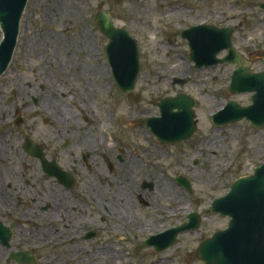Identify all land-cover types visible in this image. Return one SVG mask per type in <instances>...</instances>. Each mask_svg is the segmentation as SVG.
Here are the masks:
<instances>
[{"label":"flooded vegetation","instance_id":"af4514ba","mask_svg":"<svg viewBox=\"0 0 264 264\" xmlns=\"http://www.w3.org/2000/svg\"><path fill=\"white\" fill-rule=\"evenodd\" d=\"M94 30L82 59H72L68 44L64 59L54 45L43 46L47 58L29 43L17 45L20 57L0 78V89L15 84L18 91L0 105L1 264H167L160 256L177 251L184 235L197 245L189 253L198 260L199 244L214 235L204 225L216 215L215 199L199 205L194 177L182 174L181 151H170L192 141L196 121L189 140L167 143L152 136L146 120L137 123L139 115L120 116V97L134 90H119L108 41ZM249 46L237 52L243 67L259 74L264 54ZM10 74L16 83L6 80ZM226 93L227 102L236 101ZM184 226L195 229L180 233Z\"/></svg>","mask_w":264,"mask_h":264},{"label":"rangeland","instance_id":"374dc122","mask_svg":"<svg viewBox=\"0 0 264 264\" xmlns=\"http://www.w3.org/2000/svg\"><path fill=\"white\" fill-rule=\"evenodd\" d=\"M259 4H264V0H33L32 4H27L28 14L18 48L21 50L22 44L29 43L44 54V45H54L53 52L64 59L66 53L62 49L67 50L68 44L72 59L80 58L79 50L86 44L85 38L95 42L92 33L97 27L98 13L113 14L115 27L125 29L136 41L140 52V75L130 98L120 97L119 115L126 116L129 112L139 115L141 119L137 123L158 117L160 100L176 91L196 101L194 140L170 148V151H181L182 174L186 178L194 177L198 203L204 206L224 196L234 181L250 176L254 169L264 164V127L253 128L246 121L220 130L212 126L210 116L230 99L226 90L234 66L195 70L188 60L187 42L181 39L180 33L201 23L217 28L234 27L237 33L232 37V45L236 51L248 42L250 50L258 54L259 49L263 55L264 10L259 9ZM49 53L52 54V50ZM20 54L21 51H17L14 59ZM48 56L46 53L43 57ZM223 56L224 53L219 55L220 58ZM253 70H258V62ZM181 78L189 81L173 87L171 81ZM6 80L15 82L12 74ZM14 85L0 89L1 106L4 105L3 97H17ZM250 96L231 98L248 106ZM199 140H206L207 144H198ZM205 222L207 234H213L225 229L228 219L214 215ZM187 238L188 235L182 237L177 251L160 257L167 264H202L189 253L197 245L188 243Z\"/></svg>","mask_w":264,"mask_h":264},{"label":"water","instance_id":"95a60500","mask_svg":"<svg viewBox=\"0 0 264 264\" xmlns=\"http://www.w3.org/2000/svg\"><path fill=\"white\" fill-rule=\"evenodd\" d=\"M32 3L33 0H0V77L12 60L19 34L20 41L28 14L26 4ZM98 26L108 39L106 52L109 61L118 69L114 71L116 82L121 91L128 93L132 91L139 71L136 42L125 31L114 27L110 13L101 11L98 14ZM231 33V29L199 25L184 30L181 38L188 43L189 60L196 69L222 64L240 66L244 61L231 46ZM224 51L227 55L218 59L217 55ZM228 93H251L252 104L239 107L235 102L227 103L212 116L215 125L226 126L245 119L253 127H264V71L250 74L246 66L238 67L233 72ZM194 106V100L185 95L166 99L158 105L160 118L149 119L146 125L161 142L187 141L195 131ZM212 209L230 217V222L225 231L217 232L201 243L196 253L200 261L203 264H264V164L256 168L251 177L234 182L230 192L216 200ZM187 230V226L179 229ZM156 241L159 242L160 238ZM163 249L162 246L159 248Z\"/></svg>","mask_w":264,"mask_h":264},{"label":"bare ground","instance_id":"6f19581e","mask_svg":"<svg viewBox=\"0 0 264 264\" xmlns=\"http://www.w3.org/2000/svg\"><path fill=\"white\" fill-rule=\"evenodd\" d=\"M86 43L88 44V46H90V39L89 38H86Z\"/></svg>","mask_w":264,"mask_h":264}]
</instances>
